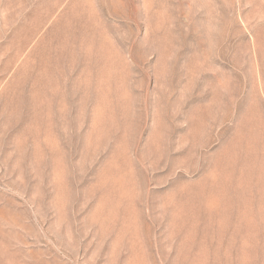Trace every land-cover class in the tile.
I'll use <instances>...</instances> for the list:
<instances>
[{
	"label": "rangeland",
	"instance_id": "1",
	"mask_svg": "<svg viewBox=\"0 0 264 264\" xmlns=\"http://www.w3.org/2000/svg\"><path fill=\"white\" fill-rule=\"evenodd\" d=\"M0 264H264V0H0Z\"/></svg>",
	"mask_w": 264,
	"mask_h": 264
}]
</instances>
